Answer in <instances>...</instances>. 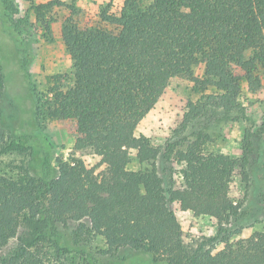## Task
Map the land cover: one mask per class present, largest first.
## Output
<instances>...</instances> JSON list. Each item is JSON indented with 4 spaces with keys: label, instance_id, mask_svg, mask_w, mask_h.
<instances>
[{
    "label": "trees",
    "instance_id": "trees-1",
    "mask_svg": "<svg viewBox=\"0 0 264 264\" xmlns=\"http://www.w3.org/2000/svg\"><path fill=\"white\" fill-rule=\"evenodd\" d=\"M56 6L70 9L60 34L71 73L53 76L43 96L32 88L30 127L0 112V156L27 152L31 170L0 172V264H64L70 255L83 264H264V232L231 243L241 229L222 228L220 239L189 245L170 205L223 225L237 218L229 188L236 171L249 180L247 146L238 159L188 146L176 154V184L158 173L159 149L136 135L172 79L212 88L210 106L225 112L240 108L242 84L264 91V0H151L145 7L124 0L118 13L101 10L96 24L72 17L75 9L59 1L38 9ZM17 52L25 72L24 51ZM41 115L72 122L68 158L54 157ZM131 153L150 168L130 171ZM84 156L98 164L88 168ZM89 238L104 247L93 250ZM215 242L223 247L215 250Z\"/></svg>",
    "mask_w": 264,
    "mask_h": 264
},
{
    "label": "rangeland",
    "instance_id": "rangeland-1",
    "mask_svg": "<svg viewBox=\"0 0 264 264\" xmlns=\"http://www.w3.org/2000/svg\"><path fill=\"white\" fill-rule=\"evenodd\" d=\"M50 1L73 7L76 15L72 14V17L92 24L98 23V16L104 8L109 7V12L118 13L124 3V0L0 1V72L4 87L0 92V112L16 116L17 127H30L35 123L32 88L43 96L52 85L53 76L69 75L72 71V61L60 34L70 17V9L64 6L38 9ZM150 2L140 0L142 7ZM1 23L11 31V36L2 32ZM13 41H17L20 47H16ZM17 51H24L25 72L21 69L22 54ZM195 72L202 76L201 69ZM211 94H214L212 88L199 91L189 81L172 79L157 105L136 129V135L146 137L159 149L156 166L166 183L179 182L181 164L176 163V154L184 152L192 144H196L202 154H223L236 159L243 157L244 146H247L249 180L245 183L241 173L236 171L229 188V197L239 208L237 218H231L224 225L218 224L211 217L194 216L189 211H181L178 204H170L181 226L183 241L189 245L215 237L220 239L224 234H219L222 228L228 232L241 229L228 238L231 243L245 240L253 233L264 232V91L252 94L242 84L238 98L240 108L231 112L210 106L207 97ZM39 124L42 134L52 145L54 157L68 158L74 143L72 122H58L41 115ZM166 156L170 162L166 161ZM29 160L27 152L1 155L0 172L11 176L22 174L30 170ZM82 160L88 168L98 164V158L93 156H84ZM149 168L148 164H139L135 154L131 153L130 171ZM76 227L77 223L72 224L70 230ZM23 231V227L20 228L19 236ZM14 243L15 240L10 244ZM89 244L93 250L104 247L98 238H89ZM214 247L218 250L223 245L215 242ZM64 264H83V261L77 255H70Z\"/></svg>",
    "mask_w": 264,
    "mask_h": 264
}]
</instances>
